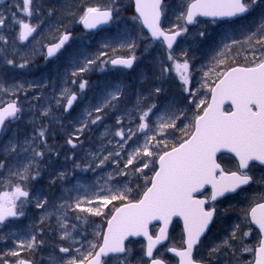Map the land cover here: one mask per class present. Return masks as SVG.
<instances>
[{
  "label": "snow or ice",
  "instance_id": "obj_1",
  "mask_svg": "<svg viewBox=\"0 0 264 264\" xmlns=\"http://www.w3.org/2000/svg\"><path fill=\"white\" fill-rule=\"evenodd\" d=\"M133 3L135 15L129 19L139 23L141 33L144 29L148 32L140 37L148 41L145 54L157 42L165 49L166 61H159L157 79L164 81L174 75L196 111L189 115L174 102L156 103L166 91L160 86L149 88L147 94L137 90L129 105L126 86L105 84L95 103L89 101L70 122L65 143L71 146L73 156H65V160L72 159V169L60 171L51 179V185L60 181L65 186L58 201L50 203L47 195L28 187V182L40 176L45 156L59 155L48 143L49 124L64 128L61 116L71 114L89 87L85 74L96 69L104 71L109 66L133 68L140 59L136 55L139 44L125 30L115 39L102 42L95 53L73 52L68 58L73 70L57 73L61 81L58 88L55 80L48 78L11 85L0 79V134L22 119L25 110L19 97L29 90H37L35 101H44L32 108L49 122L38 123L34 117L29 121L33 126L30 135L23 139L13 135L0 144V170H7V175H0V186L5 189L0 191V226L25 216V208L31 203L43 210L40 225L55 218L62 242L52 246L48 264H131V249L126 244L130 237H143L146 241L141 245L137 264H166L154 252L169 240L173 218L180 217L182 246L166 249L179 258V264H227L229 255L231 264H264V191L253 193L246 207L229 204L222 209L224 214L236 209V222L208 249L207 262L204 257L193 256L218 218V202L231 201L252 184L264 187V176L256 179L250 174L257 164L264 166V0H183L176 22L167 29L162 26L164 0ZM117 5L118 0H110L104 6H84L77 12L71 7V0H64L62 6L47 7L39 0H13L11 7H15V12L9 15L7 9L0 10V30H19L11 41L0 31V62L13 69H30L37 55L46 64L58 61L66 45L75 39L71 27L63 21L60 27L49 25L48 30L56 34L50 35L47 43L43 42L42 30L61 7L65 19L71 18L91 33L104 25L119 28L122 8ZM257 9L258 18L253 17ZM199 17L211 18L212 24L219 23L225 29L207 71H203L204 66L194 69L191 61L195 56L189 48H182L179 53L173 48L178 37L188 34L189 25L200 23ZM196 36L204 38L206 31L201 30ZM8 44L12 45L11 52L4 47ZM194 70L203 72L202 82L195 88ZM49 87L53 94L46 97L44 90ZM201 90H206L202 96ZM109 115L115 117L113 124L106 123ZM185 120L188 122L183 123ZM94 126L103 129L99 142L94 149L85 150L82 163L77 162L75 150L84 148L82 138ZM224 151L236 158L235 170L226 171L217 162V154ZM109 166L112 170L105 171ZM77 169L99 173L88 183L77 180L71 187L66 186ZM146 169L152 174L147 175ZM133 176L144 182L136 197L129 187ZM117 177L128 179L118 184ZM206 186L211 188L207 195ZM92 217H100L102 222L95 224ZM154 221L158 227L153 226ZM254 228L256 239L249 243ZM44 231V227L34 225L25 233L0 234V239H12L13 243L12 248L0 251V264H36L33 257L45 246V241L38 238ZM56 251L62 255L57 257ZM22 253L32 256L24 258ZM246 253L251 259L242 260Z\"/></svg>",
  "mask_w": 264,
  "mask_h": 264
},
{
  "label": "rangeland",
  "instance_id": "obj_2",
  "mask_svg": "<svg viewBox=\"0 0 264 264\" xmlns=\"http://www.w3.org/2000/svg\"><path fill=\"white\" fill-rule=\"evenodd\" d=\"M40 3L47 6H62L64 0H39ZM110 0H71V7L75 8L79 12L84 6H94L100 5L104 6L108 4ZM183 0H164L166 5L165 17L162 18V26L164 28H170L173 23L176 22V16L182 10ZM13 0H0V10L7 9L9 14L15 12V7H11ZM122 8L120 12L121 22L119 28L116 25H105L101 28L92 30L91 33L85 31L81 25L75 24L71 21V18L65 19L64 10L61 7V11L57 13L55 17L50 18L42 30V35L44 36V43L48 42L50 35H55L54 31H49L48 26L52 25L54 27H60V22L63 21L66 26L71 27L75 39L70 42V44L65 48L63 55L58 61L52 60L47 64L44 62L43 58L40 55H37L34 59V63L30 69H13L9 65H4L0 62V79H2L6 84L11 85L16 82H23L25 80H40L42 78H48L55 80L57 88L60 86L61 81L57 78V73L63 75L65 71L71 72L73 69L68 63L69 56L73 53H83V55H90L95 53L100 44L108 39H115L120 32L128 31L131 36L137 40L139 47L136 49V55L140 57L137 60L132 70L121 69V68H112L109 66L100 71L99 69L93 70L83 77L89 81V87L82 94L83 99L80 100L77 105H75L74 110L69 115L68 113H63L61 116L60 112H57L58 116H61L64 128L61 129L58 124L51 123L49 124L50 133L48 138V143L53 145L54 152H58L59 155L51 154L45 156L41 161L40 176L35 180L28 182V187L35 192L43 193L47 195L49 202L58 201V198L63 192L65 185L62 182L57 181L55 185H51L50 181L54 175L60 171L71 170L72 169V159L65 160V156L72 157L73 152L71 146L65 143V140L71 131L70 122L76 119L81 110L87 106L89 101L95 103V98L103 89L105 84L126 86V91L129 93L128 104L132 103L134 99L133 93L137 90L144 91L147 94V90L151 87H163L166 91L161 94L155 101L158 104L165 102H174L175 105L181 109H186L188 114L191 115L195 110L193 105L188 103V94L184 93L181 89L180 82L173 75L168 79L161 81L157 79L159 76V69L161 67L159 61H166L165 49L160 45L159 42L152 45L151 50L145 54L144 48L148 41L140 39L141 35L146 36L144 30L141 33V27L138 22L132 21L129 18L135 15L134 3L133 0H118V5ZM19 15V13H17ZM260 9H257L253 13V17H259ZM253 17H249V20H252ZM200 23L198 25H189L188 34L183 37H179L176 44H174L175 53H179L182 48H189L190 51L194 54L195 59L191 61L194 66V69H200L202 66L203 71L208 70V66L211 63V57L215 55L216 50L220 42L221 34L224 32V28L218 24H212L210 20L199 17ZM255 21L253 20V23ZM33 23H35V17L33 18ZM18 27H8L6 29L0 30L4 31V34L9 37L11 41L15 37V33L18 32ZM205 30L206 37L199 38L196 36V33ZM39 38V37H37ZM11 52L12 45H4ZM124 54V53H120ZM9 58H12L11 55ZM81 58H83L81 56ZM221 68H217V71H221ZM146 76L147 78H142ZM203 72L202 71H193L192 75V87H198L199 83L202 82ZM214 79V77H213ZM74 90L78 89L73 86ZM206 90H201L200 95L202 96ZM37 94V90H29L26 93H20V102L24 108V114L22 119L19 122H14L8 126V130L0 135V144H3L13 135H16L18 138L23 139L25 135H30L33 130V126L29 121L34 117L38 120V123H49L46 119H41L39 113L32 108V105L44 103L43 100L37 102L33 99L34 95ZM45 96H51L52 88L44 90ZM5 100L8 99L7 96L4 97ZM123 107V104L121 105ZM31 109V110H30ZM115 117L109 115L106 120L107 124H113ZM185 120L183 123H187ZM178 126H182L178 122ZM102 127H93L91 131L86 133L84 140V148H77L75 150V159L77 162H83V156L86 149H94L95 145L99 142L98 137L102 131ZM179 133H177V137ZM2 158V157H0ZM112 166H109L105 171H111ZM99 173V170H98ZM98 173L93 172H81L79 169L75 171V175L69 178V182L66 186L71 187L73 184L79 180L82 183H88L92 181ZM147 175H151V171L145 170ZM0 175H7V170H0ZM258 175V174H257ZM264 175H259V178ZM258 178V179H259ZM126 179L125 177H117L116 183H123ZM139 185V188H137ZM129 187L133 189L132 196L136 197L138 192L144 188V182L141 178L137 176L131 177V182ZM5 190L0 186V191ZM264 191V187L255 184L252 187L246 188L244 192L236 195L231 201H220L217 204L218 218L215 219L213 225L210 229V234L203 241L204 246H209L205 248L208 250L213 243H218L230 230L231 224L236 222L238 212L236 209L224 214L222 209L229 207V204L235 205L236 208L246 207L249 199L252 197L253 193H258ZM43 210L35 208L34 204L29 203L25 208V216L19 218L10 219L5 225L0 226V234H21L29 231L34 225L39 227H44L45 231L43 235L39 236V239L45 241V246L39 249V251L33 257L36 264H48L47 256L49 252L53 251L52 246L62 243L58 239V233L56 230V221L55 218L51 220L50 223L45 225H40V217ZM92 222L95 224H100L102 219L100 217H92ZM75 222V221H72ZM87 227V226H86ZM90 230V229H89ZM172 232H179L177 229H174ZM91 238V237H89ZM256 239V231L253 229V236L249 238V243H253ZM64 246H67L65 244ZM13 247L12 239H0V251H6L9 248ZM131 257L130 261L138 260V258L133 257L137 255L134 245H130ZM57 257L61 256L58 251L55 252ZM24 258H29L32 256L31 253H22ZM251 259L250 254H244L242 260ZM214 264H224L223 261H216ZM227 264H231V256L229 255Z\"/></svg>",
  "mask_w": 264,
  "mask_h": 264
},
{
  "label": "flooded vegetation",
  "instance_id": "obj_3",
  "mask_svg": "<svg viewBox=\"0 0 264 264\" xmlns=\"http://www.w3.org/2000/svg\"><path fill=\"white\" fill-rule=\"evenodd\" d=\"M144 32L147 36L148 32L145 29H144ZM67 46L68 45H66V47ZM121 69H125V68H121ZM128 70L130 71V70H132V68L128 69ZM227 106H226V108H227ZM217 159H218V162L221 164L222 167L225 168L226 171L230 170V169L235 170L236 158L234 157L233 154L224 152V153L219 154ZM250 174L253 175L254 178L258 179L259 175H261V174L264 175V166L257 164L256 167L252 169ZM254 185L255 184H252V185L248 186L247 188L252 187ZM209 192H210V189L205 192V195H207ZM153 226L158 227L159 225L156 224ZM174 229H177L179 232H172ZM254 231H256V234H257V230L254 229ZM209 234H210V232H207V234L202 238V243ZM182 240H183V223L180 219H175L172 222V225H171L170 230H169V240L165 241L163 243V245L157 246V250H156V252H154V256H158L159 258L164 259L166 261V264H179V258L176 257L173 253L167 252L166 249L168 247H173V246L177 247V248L181 247L182 246ZM145 243H146V241L144 238H139V239H131L126 244L128 245V247H130L131 244L134 245V248L136 249L135 251L138 254L134 255L133 257L139 258L142 255L141 245H143ZM208 247L209 246H204L203 244H201V246L198 248V250L194 251V253H193L194 258L200 259L201 257H204L205 261L207 262L208 250H205V248H208ZM137 261L138 260L131 261V264H137Z\"/></svg>",
  "mask_w": 264,
  "mask_h": 264
},
{
  "label": "water",
  "instance_id": "obj_4",
  "mask_svg": "<svg viewBox=\"0 0 264 264\" xmlns=\"http://www.w3.org/2000/svg\"><path fill=\"white\" fill-rule=\"evenodd\" d=\"M134 10H135V6H134ZM202 18H204V19H209V20H211V18H208V17H202ZM105 26V25H104ZM103 27V26H102ZM83 28V27H82ZM84 29V28H83ZM85 30V29H84ZM85 31H87V30H85ZM146 31H147V29H146ZM179 38V37H178ZM178 38H177V40H178ZM174 46V45H173ZM227 106V104L225 105V107ZM1 135V134H0ZM224 152H226V151H224ZM224 152H221V153H224ZM221 153H218L217 154V157H218V155L219 154H221ZM227 153H229V152H227ZM232 154V153H231ZM217 162H218V159H217ZM219 163V162H218ZM208 189H210L211 190V188H210V186H206V190H208ZM200 198H204L203 196H201ZM175 219H180L181 221H182V223H183V220H182V218H180V217H174L173 218V221L175 220ZM155 224H158V222H153V225H155ZM172 225V224H171ZM171 225L169 226V230H170V227H171ZM212 225V224H211ZM211 225H210V227H211ZM210 229V228H209ZM206 235V234H205ZM139 238H143V237H130L129 238V240L130 239H139ZM203 238V237H202ZM127 243V242H126Z\"/></svg>",
  "mask_w": 264,
  "mask_h": 264
}]
</instances>
